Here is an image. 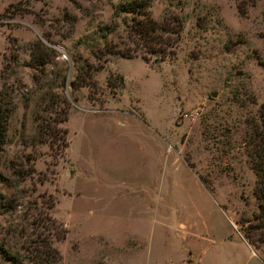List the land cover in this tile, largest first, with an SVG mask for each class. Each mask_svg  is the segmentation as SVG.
Returning a JSON list of instances; mask_svg holds the SVG:
<instances>
[{
  "label": "rangeland",
  "instance_id": "rangeland-1",
  "mask_svg": "<svg viewBox=\"0 0 264 264\" xmlns=\"http://www.w3.org/2000/svg\"><path fill=\"white\" fill-rule=\"evenodd\" d=\"M119 1L0 0L15 138L35 136L44 93L65 101L67 131L62 153L19 141L0 152L5 176L6 157H35L30 180L0 188L18 204L0 210V248L32 257L39 236L55 264H264V244L239 233L257 210L244 145L264 109V0H150L169 29L163 60L128 38ZM107 49L128 55L96 57ZM0 264L13 263L0 251Z\"/></svg>",
  "mask_w": 264,
  "mask_h": 264
},
{
  "label": "trees",
  "instance_id": "trees-1",
  "mask_svg": "<svg viewBox=\"0 0 264 264\" xmlns=\"http://www.w3.org/2000/svg\"><path fill=\"white\" fill-rule=\"evenodd\" d=\"M150 0H120L114 7V16L120 17L122 15L129 16L130 22L125 26V33L128 38H132L134 42H139L144 46L145 52L155 59L163 60L165 55V47L168 43L165 41L164 33L169 29L164 28L160 23L156 22L148 12ZM177 19L173 20V23H177ZM179 26V25H177ZM178 32H176L177 34ZM42 44V43H41ZM46 50L55 53L54 49H50L47 46H43ZM112 49H107L96 55L98 59L103 58L105 53L115 54ZM121 56L127 57L128 53L117 52ZM116 53V54H117ZM97 54V53H96ZM145 58V57H143ZM39 59V58H38ZM41 64L44 63L40 57L39 61ZM89 66H87L85 75H88L87 71L90 72ZM79 73V74H78ZM80 74V70L78 71ZM33 80L38 82V77L33 75ZM117 86H121L123 79L121 76H117ZM66 81V77L62 78V82ZM110 82V78L107 79V84ZM72 85V83H71ZM12 95L6 91L0 92V152H6L8 149L15 145L19 141V145L22 147L33 148L37 144H46L50 149H54L59 153L67 146L65 135L67 134L66 129L59 127V124L66 120V108L65 101H62L63 106L54 105L53 99L44 93L40 97L39 103L36 104L33 112L34 120V131L35 136L31 138H24L22 133L18 139L16 132H13L11 125V119L14 114V107L11 105ZM67 104V103H66ZM52 114V115H51ZM250 124V123H249ZM250 132L248 133L247 139L245 140L244 153L247 157V162L254 174L255 181L252 189L253 196L256 201L257 210L252 214L251 219H246V228L242 225L239 228V233L244 241L248 245H255L256 242L264 244V109L260 112V123L250 124ZM13 156L6 157L5 169L8 171V176L3 175L0 171V188L11 190L16 188L19 182L30 180L34 173L35 168L33 161L35 157L30 154L14 153ZM54 157L57 154L53 155ZM49 200L51 198L47 197ZM14 197L7 195L6 197L1 193L0 190V210L7 212L18 206L17 202L14 204ZM53 206V202L46 203L47 209ZM41 222L43 219L40 218ZM46 224H49L48 230L52 232L55 238H62L64 235L61 233L59 225L49 217L45 218ZM31 225L34 224L32 221ZM242 231V233H241ZM58 233L60 235H58ZM257 240H256V238ZM39 239L38 242L34 243L32 247V257L23 256L19 258V255L12 256L4 248H0V251L5 258L11 260L13 264H55L58 258V253L53 249L50 243ZM42 250V251H41ZM27 254V253H26Z\"/></svg>",
  "mask_w": 264,
  "mask_h": 264
},
{
  "label": "water",
  "instance_id": "water-1",
  "mask_svg": "<svg viewBox=\"0 0 264 264\" xmlns=\"http://www.w3.org/2000/svg\"><path fill=\"white\" fill-rule=\"evenodd\" d=\"M211 96H214L213 94H211Z\"/></svg>",
  "mask_w": 264,
  "mask_h": 264
}]
</instances>
